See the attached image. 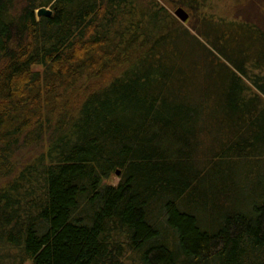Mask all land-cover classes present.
I'll use <instances>...</instances> for the list:
<instances>
[{
	"label": "trees",
	"instance_id": "obj_1",
	"mask_svg": "<svg viewBox=\"0 0 264 264\" xmlns=\"http://www.w3.org/2000/svg\"><path fill=\"white\" fill-rule=\"evenodd\" d=\"M166 11L0 0V180L48 141L0 186V264H264V29L205 43Z\"/></svg>",
	"mask_w": 264,
	"mask_h": 264
},
{
	"label": "rangeland",
	"instance_id": "obj_2",
	"mask_svg": "<svg viewBox=\"0 0 264 264\" xmlns=\"http://www.w3.org/2000/svg\"><path fill=\"white\" fill-rule=\"evenodd\" d=\"M158 3L163 7H166L167 14H169L170 18L172 20H177L179 26H181L183 29H188L193 36H196L197 39L204 41L200 35L199 32H197L194 29V26L197 23V20L200 21L203 20L206 22L207 25L213 26L214 29L217 30V34L219 37L221 36H232V35H244L248 34V26H246L244 21H249L252 24H256L259 27H262L264 29V0H208L205 4L203 3L201 5V9L198 10L196 13L195 11H192L188 7H184L179 2H165L164 0H157ZM242 2H246L247 5L242 4ZM24 2L21 1V3H16L17 7L22 6ZM19 5V6H18ZM179 8H183L187 13L189 14V19L186 21V23H183L180 18H178L175 15L176 10ZM241 13L240 16L235 15L236 12ZM37 13V12H36ZM201 15H208L206 20L204 18H201ZM37 17L38 13H37ZM205 17V16H204ZM233 18H236L237 20H241L243 22H232ZM202 22V21H201ZM176 23V22H175ZM231 25H228V24ZM202 26V25H200ZM213 30V29H212ZM177 40H183L181 38H177ZM206 43V42H205ZM243 44H240V47H242ZM198 48H195L190 53V49L187 51L185 56L182 58L183 62L186 64V68H189L186 72L192 71L194 73H200L203 72V69L201 65L199 64V61H204V58L201 57V55H198L196 51ZM190 53V54H189ZM182 54V53H180ZM189 54V56H188ZM176 60L181 61V58L179 55H176ZM189 65V67H188ZM37 70H40V68H35ZM248 82L249 79L245 78ZM46 140H40L36 142L35 144H32L30 146L26 142H21V145H18L14 148L16 153H13L12 159H9V162L12 163V174L9 177H4L0 180V186L3 184L8 183L12 178L14 179L15 176H17L18 172H20L25 166L28 168L31 164H33L35 158L41 156L42 154L46 153L47 151V145L48 141ZM47 144V145H45ZM121 181V173L117 174L114 173L111 178L106 179V183L111 185H116ZM4 186V185H3ZM5 187V186H4ZM252 199V198H251ZM251 200H246L243 202H236L235 205H240L241 207L248 208V205L250 204Z\"/></svg>",
	"mask_w": 264,
	"mask_h": 264
},
{
	"label": "water",
	"instance_id": "obj_3",
	"mask_svg": "<svg viewBox=\"0 0 264 264\" xmlns=\"http://www.w3.org/2000/svg\"><path fill=\"white\" fill-rule=\"evenodd\" d=\"M38 16H51L53 14L52 10L50 8H46V7H41L38 9L37 11ZM175 15L180 18V20H182L183 23H186V21L189 19V14L187 13V11H185L183 8H179L178 10H176ZM121 171L118 170L117 174H120Z\"/></svg>",
	"mask_w": 264,
	"mask_h": 264
}]
</instances>
